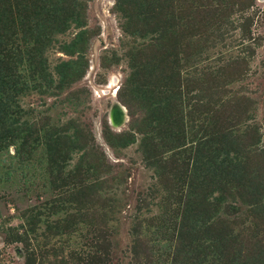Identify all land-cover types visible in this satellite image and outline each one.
<instances>
[{"label": "rangeland", "instance_id": "rangeland-1", "mask_svg": "<svg viewBox=\"0 0 264 264\" xmlns=\"http://www.w3.org/2000/svg\"><path fill=\"white\" fill-rule=\"evenodd\" d=\"M0 264H264V0H0Z\"/></svg>", "mask_w": 264, "mask_h": 264}, {"label": "water", "instance_id": "water-1", "mask_svg": "<svg viewBox=\"0 0 264 264\" xmlns=\"http://www.w3.org/2000/svg\"><path fill=\"white\" fill-rule=\"evenodd\" d=\"M123 109L120 108V107H115L111 113V117L114 116L116 117L115 120L116 122H114V126H120L124 123V120H123Z\"/></svg>", "mask_w": 264, "mask_h": 264}, {"label": "bare ground", "instance_id": "bare-ground-1", "mask_svg": "<svg viewBox=\"0 0 264 264\" xmlns=\"http://www.w3.org/2000/svg\"><path fill=\"white\" fill-rule=\"evenodd\" d=\"M114 83L115 82H112V84L111 85H109V88H114ZM117 89V88H116ZM114 92V94H116L117 93V91L115 90V91H113ZM123 109V120H124V123L127 121V113H126V110L124 109V108H122ZM115 118L116 117H114V116H112L111 117V122L112 123H114V122H116V120H115ZM114 125V124H113ZM118 128V127H117Z\"/></svg>", "mask_w": 264, "mask_h": 264}]
</instances>
